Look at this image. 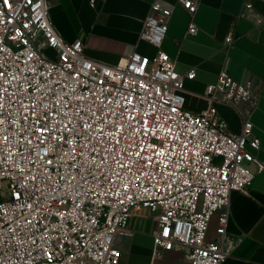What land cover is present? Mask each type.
Returning <instances> with one entry per match:
<instances>
[{"label":"built area","instance_id":"2783aa9c","mask_svg":"<svg viewBox=\"0 0 264 264\" xmlns=\"http://www.w3.org/2000/svg\"><path fill=\"white\" fill-rule=\"evenodd\" d=\"M201 2L178 0L189 35ZM172 14L151 2L139 37L155 57L107 65L59 35L47 0H0V264H120L140 210L158 221L154 258L176 248L186 250L176 264L228 258L231 195L249 194L264 163L252 121L232 132L216 104L243 117L258 97L222 71L203 95L208 107L187 110L195 70L180 73L161 49Z\"/></svg>","mask_w":264,"mask_h":264},{"label":"crops","instance_id":"0c3cea01","mask_svg":"<svg viewBox=\"0 0 264 264\" xmlns=\"http://www.w3.org/2000/svg\"><path fill=\"white\" fill-rule=\"evenodd\" d=\"M47 1L59 35L68 43L82 40L84 54L91 60L117 65L134 52L149 58L158 52L139 37L154 0ZM163 1L173 8V14L161 49L177 61L180 73L195 70V77L185 80V108L196 114L204 111L208 107L203 97L206 88L217 83L222 71L250 85L258 102L256 107L245 105L243 117L223 104H216V109L232 132L241 131L244 118L252 121L253 134L261 142L255 154L264 163V0H202L194 16L195 35L188 34L191 16L178 0ZM230 35L234 40L227 47L225 40ZM220 216L218 212L212 218L208 241L218 238ZM128 227L133 235L122 245L120 264H176L184 259L183 248L154 258L153 233L158 221L150 211L134 212ZM226 244L229 256L222 264H264V171L255 176L249 194L232 193Z\"/></svg>","mask_w":264,"mask_h":264},{"label":"snow or ice","instance_id":"6c2138e0","mask_svg":"<svg viewBox=\"0 0 264 264\" xmlns=\"http://www.w3.org/2000/svg\"><path fill=\"white\" fill-rule=\"evenodd\" d=\"M29 2H31V0H29ZM5 3H7V0H5Z\"/></svg>","mask_w":264,"mask_h":264}]
</instances>
